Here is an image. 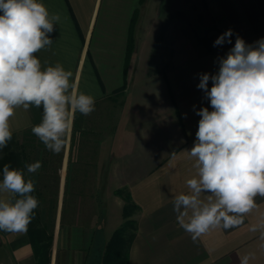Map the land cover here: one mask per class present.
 I'll return each mask as SVG.
<instances>
[{
  "label": "crops",
  "instance_id": "crops-1",
  "mask_svg": "<svg viewBox=\"0 0 264 264\" xmlns=\"http://www.w3.org/2000/svg\"><path fill=\"white\" fill-rule=\"evenodd\" d=\"M41 2L61 17L50 34L53 44L36 54L42 67L60 63L73 73L79 91L96 102L115 94L116 101L121 99L116 124L93 142L92 169L83 177L130 180L107 184L103 191L115 211L113 222L105 208L100 220L93 213L89 223L69 225L54 239L49 264H102L103 248L124 220V200L114 192L121 187L139 206L127 264H240L248 253L254 254L249 264H264V229L251 230L264 221V197H256L257 207L241 225L210 230L195 242L177 223L172 203L196 174L184 150L196 139V111L210 107L197 88L198 74H215L217 58L234 46L237 35L247 44L264 38V0ZM189 19L212 28L204 46L189 49ZM228 29L232 43L214 46ZM41 119L42 107L17 109L10 119L12 132L29 131ZM74 133L62 150L61 178L69 168ZM26 177L32 180L27 170ZM0 264H37L28 231H0Z\"/></svg>",
  "mask_w": 264,
  "mask_h": 264
},
{
  "label": "clouds",
  "instance_id": "clouds-1",
  "mask_svg": "<svg viewBox=\"0 0 264 264\" xmlns=\"http://www.w3.org/2000/svg\"><path fill=\"white\" fill-rule=\"evenodd\" d=\"M60 19L41 0H0V149L12 139L10 119L17 109L42 107L41 122L31 131L55 154L67 147L76 113L87 116L95 110V97L79 91L71 71L60 63L42 67L37 58L53 44L50 34ZM232 36L228 29L214 46L231 44ZM217 63L215 74H198L197 88L210 107L196 111V139L184 150L196 174L186 181L188 191L172 201L177 223L193 242L210 230L241 225L257 207L256 197H264V38L247 44L237 35ZM41 166L36 161L25 168L35 173ZM34 190L24 171L3 166L0 231L27 232L39 205ZM261 229L264 221L251 230ZM253 258L248 253L240 257V264Z\"/></svg>",
  "mask_w": 264,
  "mask_h": 264
},
{
  "label": "rangeland",
  "instance_id": "rangeland-1",
  "mask_svg": "<svg viewBox=\"0 0 264 264\" xmlns=\"http://www.w3.org/2000/svg\"><path fill=\"white\" fill-rule=\"evenodd\" d=\"M192 22L189 19L188 46L189 49H196L198 46H204L207 40L211 39L213 32L212 28L206 25L207 23L202 25L201 20L199 23ZM157 69L161 68L157 67ZM120 100L104 99L96 102L95 110L90 115L78 114L69 168L63 178H61L62 151L55 154L47 150L31 130L16 135L14 149L21 152L26 165L36 161L41 162L42 165L37 172L30 173L35 186L32 195L39 200L30 226L34 231L41 233L39 234L43 237L44 244L51 243L49 254H51L54 239L64 235L67 227L78 220L89 223L93 213L99 214V219L106 208L112 220L110 223L113 222L111 214L115 211L112 203L105 200L103 191L107 184L112 186L119 181L130 180H96L85 178L83 175L86 169H92L90 162L94 149L93 142L116 124L119 110L122 108ZM94 205L98 206L95 210ZM136 213L137 211L131 217L136 219Z\"/></svg>",
  "mask_w": 264,
  "mask_h": 264
},
{
  "label": "trees",
  "instance_id": "trees-1",
  "mask_svg": "<svg viewBox=\"0 0 264 264\" xmlns=\"http://www.w3.org/2000/svg\"><path fill=\"white\" fill-rule=\"evenodd\" d=\"M121 92V91H120ZM113 100L116 94L111 97ZM77 115H75L74 130L76 131ZM74 137V134H73ZM16 135L13 134L12 139L8 142L7 147L0 149V171L3 166L9 164L12 168L24 171L26 177V160L20 151L15 150ZM62 158V155H61ZM125 191V192H124ZM124 200L123 217L124 221L112 234L109 241L103 248L102 264H127L129 259V249L137 234L138 226L137 220L132 218V214L139 210V206L133 201L128 188H117L114 191ZM28 233L31 238L34 254L37 258V264H49L51 243H43V237L38 231H34L32 227L28 226Z\"/></svg>",
  "mask_w": 264,
  "mask_h": 264
}]
</instances>
